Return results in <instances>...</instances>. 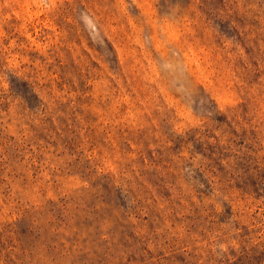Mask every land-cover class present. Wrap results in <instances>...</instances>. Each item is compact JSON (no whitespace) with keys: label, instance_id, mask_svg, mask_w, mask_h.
I'll return each mask as SVG.
<instances>
[{"label":"rangeland","instance_id":"obj_1","mask_svg":"<svg viewBox=\"0 0 264 264\" xmlns=\"http://www.w3.org/2000/svg\"><path fill=\"white\" fill-rule=\"evenodd\" d=\"M0 264H264V0H0Z\"/></svg>","mask_w":264,"mask_h":264}]
</instances>
